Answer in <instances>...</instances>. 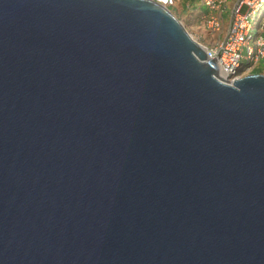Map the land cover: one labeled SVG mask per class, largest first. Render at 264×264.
<instances>
[{
	"label": "water",
	"instance_id": "water-1",
	"mask_svg": "<svg viewBox=\"0 0 264 264\" xmlns=\"http://www.w3.org/2000/svg\"><path fill=\"white\" fill-rule=\"evenodd\" d=\"M0 264H264V75L153 0H0Z\"/></svg>",
	"mask_w": 264,
	"mask_h": 264
},
{
	"label": "built area",
	"instance_id": "built-area-1",
	"mask_svg": "<svg viewBox=\"0 0 264 264\" xmlns=\"http://www.w3.org/2000/svg\"><path fill=\"white\" fill-rule=\"evenodd\" d=\"M153 1L169 10L178 9L179 5L192 10L194 8L192 2L195 0ZM199 1L206 8V12L201 14L203 31L200 34L208 32L211 40L208 44L197 42L204 49L207 60L215 61L219 77L233 82L246 73H254L258 63L264 61V13L259 17L264 8V0H237L232 5L228 0ZM244 7L248 11L245 15L241 13ZM226 13L231 18L225 31V39L222 40ZM252 19L258 27L256 37H252L251 34ZM203 38L199 35V40Z\"/></svg>",
	"mask_w": 264,
	"mask_h": 264
},
{
	"label": "rangeland",
	"instance_id": "rangeland-1",
	"mask_svg": "<svg viewBox=\"0 0 264 264\" xmlns=\"http://www.w3.org/2000/svg\"><path fill=\"white\" fill-rule=\"evenodd\" d=\"M228 1L230 2V5H232L237 0H233V1L232 0H228ZM170 11L181 21V23L183 24V26L185 27L187 32L190 34V36L195 41H198L199 43L202 42L203 44H208V42H210L211 39H210V35H209L208 32H206V33L203 32V34H200L203 31L202 30V22L203 21H202L201 13L206 12V8L200 3L199 0H196V2L194 4V8L192 10L186 9V12H182V6L179 5L178 9L171 8ZM241 13L243 15H245V14L248 13V11L244 7L242 9ZM263 13H264V8H263L262 12L260 13L259 17H261ZM230 18H231L230 15L228 17V14L226 13L225 16H224V31H223V34H222V40L225 39V36H226V32L225 31H226V29H227V27L229 25ZM250 23L253 26V28L251 30L252 37H256L258 35L257 24L255 23V21L253 19H252V21ZM199 35L204 37L203 40H199ZM203 35H205V36H203ZM253 72H259V74H263L264 75V61H261L260 63H258L256 69ZM249 74H251V73H246V74H244L242 76L244 77V76H247ZM252 74H255V73H252Z\"/></svg>",
	"mask_w": 264,
	"mask_h": 264
},
{
	"label": "crops",
	"instance_id": "crops-1",
	"mask_svg": "<svg viewBox=\"0 0 264 264\" xmlns=\"http://www.w3.org/2000/svg\"><path fill=\"white\" fill-rule=\"evenodd\" d=\"M233 1V0H232ZM195 2H196V0L195 1H193L192 2V5H194L195 4ZM186 6H182V12H186V8H185ZM184 10V11H183ZM203 13H205V12H203ZM202 14V13H201ZM194 23V22H193Z\"/></svg>",
	"mask_w": 264,
	"mask_h": 264
},
{
	"label": "trees",
	"instance_id": "trees-1",
	"mask_svg": "<svg viewBox=\"0 0 264 264\" xmlns=\"http://www.w3.org/2000/svg\"><path fill=\"white\" fill-rule=\"evenodd\" d=\"M255 74H259V72H254Z\"/></svg>",
	"mask_w": 264,
	"mask_h": 264
}]
</instances>
